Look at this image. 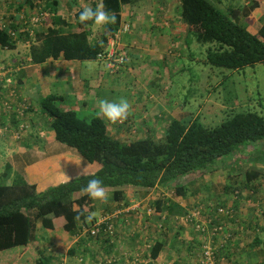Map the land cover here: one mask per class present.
<instances>
[{
    "label": "trees",
    "instance_id": "obj_1",
    "mask_svg": "<svg viewBox=\"0 0 264 264\" xmlns=\"http://www.w3.org/2000/svg\"><path fill=\"white\" fill-rule=\"evenodd\" d=\"M17 1L19 2L16 8L17 13L24 8L36 11L38 0ZM42 1H44L43 11L50 15V27L46 30L40 28V26L44 27L45 23V17H41L42 13H37L39 16L32 18L31 30L33 32L19 30L22 24L21 18L11 22L9 26L0 25V47L2 49L13 52L17 50L20 41L24 43L31 41L30 58L27 64L20 66L24 71L14 70L13 72L19 78L10 80L14 94L9 93L10 99L2 98L0 102L5 107L3 111L7 110L9 113L12 109L8 104L12 96L15 95L14 99L20 98L18 93L25 88L27 66H41L50 60L55 62L60 60L101 61V56L110 49V40L119 33L122 23H126L123 9L144 0H101V5L105 10L116 16V23L106 26L99 43L95 40L91 41V28L95 24L91 21L86 24L79 22V14L82 10L76 14L75 23L71 25L59 15L62 0ZM173 1L181 4L179 20L182 22V28L186 30V45L190 47L194 42L201 47H208L207 60L203 63L211 66V69L241 71L259 64L264 65V26L259 35L254 36L243 25L233 21L232 16L227 12V5L231 6L232 0H224V2L222 0ZM149 2L152 1L149 0ZM92 4L95 9L97 4L95 2ZM6 7L7 2L4 4V8ZM135 11L133 10V15H138ZM129 15L127 13L126 17ZM168 19L172 20L170 17ZM34 25L40 30H33ZM129 28H131L129 33L132 34L133 25H129ZM172 40L178 41L176 36ZM119 51L122 53L123 49ZM124 52L128 53L126 50ZM3 66L6 71H9V65ZM108 72L113 76L117 74L110 69ZM225 74L224 72L222 76L224 77ZM0 86L3 87V84L0 83ZM63 103L64 99L58 95L43 98L40 108L46 117L44 116L42 121L39 119L37 123H43L45 129L55 134L57 143L74 151L85 164H99L101 170L94 175L77 178L39 193L37 186L30 184L25 177L14 176L12 166L7 164L4 173L0 175L1 252L26 249L39 239L40 232L46 231L48 235L51 232H64L71 236H78L88 230L83 236L81 245L69 250L68 258L75 260L77 264H92V261L95 264H118L119 261L111 257L103 260L102 253L116 246L115 240L121 233L120 231H127V233L131 231L130 219L139 221V216L143 214L145 218L147 213H142L141 209L130 212L126 215V219L123 217L122 220L118 219L112 233L109 231L111 224L107 221L102 225L98 218H94L91 223L85 222V217L90 213L82 208L75 211L73 206L80 205L85 197L90 198L82 191L88 180L100 179L105 190H115L113 194L115 202L120 201L122 194L119 189L122 188L153 192L157 187L165 190L174 187L176 198L185 200L190 192L187 186L175 184L177 180L196 174L205 177L213 169H225L232 165L230 161L237 160L236 157L249 147L264 143V118L254 113H238L225 119L216 128L204 126L200 117L187 122L172 119L166 129L163 143L157 142L155 136L148 132L149 135L144 136L145 138L128 146L127 143L111 136L108 121L105 118L97 116L91 120L82 119L79 113L72 108L63 110L61 108ZM16 106L13 115L19 121L18 125L14 127L13 123L0 120V131L5 134L14 127L10 133L13 135L18 133V140L22 141L24 135L29 133L28 127L30 121L33 120L31 114L34 112V107L23 98L17 102ZM127 124L130 125L128 121ZM128 130L130 131L131 128ZM231 157L229 162L224 161ZM221 163L223 167L220 168L218 165ZM246 175L250 185L262 174L252 172ZM167 202L160 200L156 203L155 209L158 214L169 213L175 216L180 215L181 212L183 215L179 204L171 203L169 207ZM213 207L214 212L220 208L227 209L216 207V205ZM78 214L80 215L79 221L75 219ZM214 222L220 225L222 220L215 218ZM40 225L43 231H38ZM92 228L99 229L96 237L91 235ZM230 232L233 235L232 230ZM94 240L99 242L98 250L92 252L91 249H84V246L90 245ZM231 242H229V252ZM163 244L159 242L151 249V261L159 258L164 249ZM228 258L231 260V255ZM56 259L57 264H64L60 258H55L51 254L47 257L43 255L37 264H55Z\"/></svg>",
    "mask_w": 264,
    "mask_h": 264
},
{
    "label": "crops",
    "instance_id": "obj_2",
    "mask_svg": "<svg viewBox=\"0 0 264 264\" xmlns=\"http://www.w3.org/2000/svg\"><path fill=\"white\" fill-rule=\"evenodd\" d=\"M232 1L234 2L231 6L227 5V12L228 14L230 13L233 21L239 25H243L252 35L258 36L261 28L264 26L263 0ZM8 2L11 3L9 0L7 3ZM4 3L5 0H0V11L8 9V6L3 9L2 6H4ZM11 4L9 8L10 10L12 6ZM75 7H78L76 2L72 4L68 3L66 5L69 14ZM136 7V14L139 15L140 12H145V15L148 16L146 19L150 18L151 14L147 12V10L142 8L140 9V6L138 7L137 4ZM231 7L232 9L230 10ZM35 10L37 11V9ZM24 11L28 12L31 21L32 18L39 16L37 13H33L32 9L28 10V8H25ZM130 12L131 11L126 13ZM44 13L45 14L41 17H45V23L44 27L41 28L46 30L50 27V15L47 12ZM69 14L68 16H65V13L63 14L62 12H59L60 16L73 25L75 23V19L73 21L70 20ZM144 21L145 19L142 18L136 20V22H133L132 24L134 25V23H139L143 26L139 29V31L135 30L133 27L132 46L127 45L124 47L121 44L119 48L120 50L122 48L128 51V60L126 64L129 61L130 55L137 58V61L139 62V69L143 66L144 62H142V59L138 58H140L139 55L144 54V48L154 50L152 52L154 55V64L158 67L156 60H160L163 57L168 59L170 54L169 42H172L169 39V36L166 40V31H163L164 33L162 32L164 29H161L158 22L156 25L160 28V31L157 32V28H155L154 24L144 26L146 23ZM153 28L154 31L152 33H148V29L150 31ZM145 44L147 46H145ZM76 62L77 61L68 62L63 60L55 62L50 60L41 66H33L35 68L34 71L31 74L26 75L27 79L24 83L25 88L20 90L18 93L20 98L14 99L15 95H13L8 104L9 108L12 109L10 110L11 112L9 113L7 110L3 111L5 107L2 103H0V114H2L0 115V120L6 121L7 123H13L12 125L14 127L19 123L16 116L14 117L13 115L17 108V102L23 98V100H28V102H30L34 107V112L31 114V118L33 120L30 121L31 123L28 127L29 133L24 135V140H18V133L15 135L10 133L14 127L9 129L8 132H5V134L3 131H0V175L4 173L5 166L9 164L13 168L14 176L20 175L25 177L30 184L37 186L39 193H42L51 187L68 183L65 182L64 175L70 177V181H73L77 178L94 175L101 170V166L99 164H85L82 158L74 151L57 143L53 132L45 129L46 127L42 124L37 123L39 119L42 121L45 116L41 111L40 102L49 94L52 95L53 93L51 92H55L53 95L61 96L64 99V103L61 106L63 110L66 108H72L74 111L79 113L80 117L81 114L86 113H90V115L93 113V116H98L94 114L98 113L97 101L99 99L114 101L121 97L127 98L128 101L129 99L132 100L131 114L134 115L136 113L135 111H138L137 107H139V105H145L146 107L150 104V100L155 99L154 95H159L157 92V90L161 89L159 85L146 86L145 83L142 84L146 75H134L136 76L135 82L129 89L133 90L136 97H133V92L130 97L128 95V89H123L116 84L118 81H123L124 78H126L127 73H124V71H126V64L117 74L113 76L110 72H108L107 64L104 61H97L93 62L95 65L92 67L87 64L83 72H85L87 77L92 79V81L100 80L99 85L102 81V87L105 94L102 96L96 95L94 96V99L93 97L90 99L89 85L82 86L80 84L79 79H81V76H79L78 73L82 72L81 67L87 62H78V64L82 63L79 65L75 64ZM134 72L135 70L129 72V74H133ZM160 75L161 73L157 71L155 76H148L147 79L151 81L153 76L154 78H157ZM160 77V80H163L162 76ZM137 82H140L141 87H139ZM107 87L113 90L114 95L106 94ZM150 97L151 99L148 100ZM158 99L159 98H156L155 100ZM135 107L136 110H134ZM6 111L8 114H6ZM127 121L130 125L127 124ZM127 121L117 123L115 125L108 121L110 134L113 138L120 141L123 140L129 131L128 129L133 126V123L130 120ZM258 153H264V143L249 147L243 153L241 162L239 158L241 155L236 157L239 162H237L238 160L230 161V163H233V167L229 170L222 169L216 171L212 176L209 174L208 176L213 180L212 186H216L217 188L212 191H217V193L209 194L208 192L211 189L206 188L208 195L205 198L203 197V201L200 203L201 206L210 208L213 211V206L215 205L216 207H225L233 211V218L221 219L222 222L227 223L228 229L233 232V241L231 242L229 252V256L231 255V264H264V158L256 157ZM244 155H246V157ZM85 168L88 170V175H82ZM252 172H259L262 175L249 185L246 173ZM161 190H163V188H161ZM177 203L181 207H188L191 200H182V202ZM102 208L104 210H108V208L109 210L112 209L109 206L108 208H106V206H102ZM177 216L178 215L169 217L174 219V217L176 218ZM124 219H126V216ZM133 222L135 221L130 219V229L132 226L134 227V230H132L133 233L129 234L127 231H120L121 233H119L115 240L116 246H113V250L109 248L108 251H105L106 253L103 254L104 259L109 257L113 259L115 258V260L119 261L118 264L197 263L195 260L197 254L195 255V252L198 253L197 249L199 248L198 246H200V242H198L197 246H195V249H193V247H189L192 246L190 242L192 236L191 230L187 229V227H183L184 232L179 228H164L163 231L157 230L158 232L152 231V233H150V231L153 230L152 226L154 225H150L151 228L149 229L148 226H144L143 221L139 220L137 224L136 222ZM217 223L218 222H216V224ZM39 229L42 230L41 225L39 226ZM49 234H51V236L53 235L55 238V258L56 256L57 258L60 257L62 261L65 260V263L67 261V257H69L67 255L69 250L79 247L83 239V237L80 239L79 235L71 236L64 232H51ZM197 235L198 234H196L195 237ZM75 242L77 243L75 244ZM159 242L164 243V249L157 260L151 261V249H153ZM60 247L61 251L59 250ZM176 247L178 248V251ZM57 251L60 252V255L57 254ZM54 263L57 264V259ZM14 264H16V262ZM92 264H95V262L92 261Z\"/></svg>",
    "mask_w": 264,
    "mask_h": 264
},
{
    "label": "rangeland",
    "instance_id": "obj_3",
    "mask_svg": "<svg viewBox=\"0 0 264 264\" xmlns=\"http://www.w3.org/2000/svg\"><path fill=\"white\" fill-rule=\"evenodd\" d=\"M8 0H5V3ZM11 3H7L8 9H4V6L2 11H0V25L2 26H9L11 22H15L17 19H22V24L19 27V30L21 32L23 31H30L31 26V18L29 17V14H27V11L22 10L21 12L17 13L16 11L17 6L19 5L18 1H12L9 0ZM21 1V0H19ZM61 1V0H60ZM63 2L60 4V12L63 14L65 13V16H68L69 12L66 8V5L68 3H77L78 7H75L71 13L69 14L70 20L75 19V15L79 10H83L84 7H92L93 8V2H95L97 5H101V0H62ZM145 1V2H144ZM143 3H137L138 7L144 10H147L151 14L150 18L146 13L144 12H138L139 15H133V10H136V5L126 7L123 11V17H125L124 22L126 26L133 24V22H136V20L144 18L146 22L145 25H151L154 24L155 28H157V32L160 31V28L156 25L158 22L159 26H161L162 32L166 31V40L169 36V39L172 42H169L170 45V54L168 59H165V57L161 58L160 60H156L158 63V67L154 64V55H153V49L144 48L145 52L143 55H139L140 58L144 62L143 66L140 67L138 65L137 58L133 55L129 56V61L126 64L124 73L126 74V78H124L123 81H118L116 84L123 88L128 89L129 93L128 95L131 97L133 90L129 89L132 87V84L135 82V77L138 75H146L145 79L143 80L142 84L145 83L146 86H157L159 85L161 87V90H157V92L161 91L158 96H155L156 98H159L158 100H150V104L145 107V105H139L137 107L138 111H135L136 113L134 115L130 114L129 117L125 120H130L133 123V130L131 128L130 131L127 132L123 140L121 142L127 143L128 146H131L133 142L138 141L139 139L145 138L148 132L152 133L156 138V141L159 143H163L165 140V132L167 127L171 124L172 119L181 120L183 122H187L191 119H196L197 117L201 118V123H203L204 126H207L209 128H216L220 126L225 119L230 118V116L238 113H254L258 114L259 116L264 118V65L259 64L255 67H248L241 71H228L223 69H211V66H208L204 64L207 59V48L201 47L198 44H191L190 47H188L185 43L186 41V30L182 28V22L179 20V15L181 13V4L178 2H175L173 0H150L152 2H149V0H144ZM224 2V0H222ZM43 2L42 0H38L37 2V11L33 13H42L43 8ZM234 2V1H233ZM4 3V4H5ZM11 6V10L10 8ZM25 9V8H24ZM28 10H30L28 8ZM129 14V17H126L127 13L131 11ZM30 13V14H33ZM132 14V15H131ZM172 18V20L168 18ZM26 18V19H24ZM30 21V23H29ZM20 22V21H19ZM173 24L175 26H173ZM124 25V26H125ZM157 26V27H156ZM33 30H40L37 26L34 25ZM134 29L139 31L143 26L139 23H134L133 25ZM106 27H100L97 25H94V27L91 28L92 31V37L91 41L95 40L96 42H100L101 37L105 33ZM131 29V28H130ZM154 31V28L149 31L148 33H152ZM156 31V30H155ZM31 32H33L31 30ZM163 32V33H164ZM180 33V34H179ZM162 34V33H160ZM159 34V35H160ZM176 36V39L178 41L172 40ZM33 37V36H31ZM121 38L120 45L122 44L124 47L127 45L132 46V39L133 34L126 32L119 35ZM25 39V37L23 38ZM30 45L31 41L24 43L20 41L18 43V48L16 51H8L4 50L0 47V65H9L12 68L19 67L20 65L27 64L29 58H30ZM117 46V45H116ZM145 46H147L145 44ZM122 49V48H121ZM116 50V49H115ZM124 50V49H123ZM125 53V52H123ZM127 55V54H126ZM158 55V53H157ZM128 57V56H127ZM126 57V59H128ZM168 61V62H167ZM30 64V63H29ZM75 64L79 65L82 63L76 62ZM89 64V66H94L95 63L93 62H87L85 65L81 67L82 72H78L79 76H81L79 79L80 84L83 85H89V98L94 99V96L96 95H104L103 87H102V81L100 80H94L89 79L85 72V66ZM167 64V65H166ZM32 66V65H31ZM173 66V67H172ZM27 69L26 74H31L34 71V67H26ZM135 70L133 74H129V72ZM157 71L161 73L160 76H162L163 80H160V76L157 78H154ZM224 77L222 74H224ZM136 75V76H134ZM154 75L149 81L147 78L148 76ZM139 76V77H140ZM227 77H229L227 79ZM224 78V79H223ZM195 82V83H192ZM140 86V82H137ZM101 86V89H100ZM147 90V89H146ZM55 93V92H51ZM52 94V95H53ZM106 94L107 95H114V92L111 88H106ZM50 95V94H49ZM48 95V96H49ZM133 97H136V94L133 92ZM151 99L148 98V100ZM80 100V98H79ZM89 100V99H88ZM94 101V100H93ZM130 105L133 103L131 99L128 101ZM132 102V103H131ZM136 110V107L134 108ZM87 114V115H86ZM81 114L82 119L91 120L93 117L92 114L86 113ZM98 115V114H94ZM137 115V116H136ZM136 116V118H135ZM188 117V118H186ZM43 125V123H42ZM145 136V137H144ZM243 153L241 154L242 158ZM246 157V155H244ZM256 157L264 158V153H258ZM231 158H226L224 161L229 162ZM236 160V159H233ZM238 160V159H237ZM239 162V160L237 161ZM233 164V163H232ZM242 165V164H241ZM218 166L223 167L222 163ZM233 166L225 167V170H229ZM224 169V168H223ZM215 170V171H214ZM222 170V169H221ZM219 171V169H213L210 173L207 174V176H199L196 175H190L186 178L179 179L175 182V184L178 185H184L187 186L188 191L190 192L185 199V201L191 200V203H189L188 207H181L183 215L188 214L192 210V208H195L203 201V197L205 198L208 193L209 194H215L217 191H212L217 189L216 186H212L213 180L208 175L211 176L214 174V172ZM206 188L211 189L208 193L206 191ZM121 192V199L118 202H115L113 200V194L115 190H106L108 194V199L106 202L103 201H97L93 200L90 201L91 198L85 197V199L81 200L80 205H74L73 209L76 211H79L81 208L84 209L86 212H89L90 214H95V218H98V220L106 221V220H114L113 216L116 213H122L120 216V220H122L127 214L125 212H132L133 209H143L147 210L148 208L154 209L156 208V203L160 200L163 201H169L166 204H169V207L171 203L176 202H182L181 199H177L175 196V190L174 187L170 188V190H161V187H158L154 189V191H147L143 190H135L134 188H122L119 189ZM208 190V189H207ZM145 192V193H144ZM150 192V193H149ZM102 206H108L112 208L106 212ZM114 208H113V207ZM141 210L142 213H145V211ZM154 211V210H152ZM177 217L181 216V212L179 213ZM169 213L165 214H157L153 217L145 216L143 219L144 226H148L150 229V225L152 226L154 232H158L159 226L161 224L163 228H179L184 232L183 227H187V229L191 230V236L190 239L191 245L189 247H193L195 249V246H197L198 242H200V246L197 249V252H195L196 257V264H198L199 256L202 250V244L204 241V235H203V229H199L198 224H193V222L190 223H178L176 222V218H170ZM177 215V214H176ZM175 215V216H176ZM162 216V219H161ZM123 217V218H122ZM160 218V219H159ZM142 221V217L139 218ZM138 223V221L134 220ZM118 222V220L116 221ZM168 229V230H169ZM186 229V230H187ZM38 230V231H43ZM132 230H134V227H131V231L129 234H132ZM158 230V231H157ZM86 232H83L82 234H78L79 238L81 239ZM167 233V231H166ZM198 234L196 237L195 235ZM44 235L46 236L44 238ZM48 236V237H47ZM39 239L30 244L26 249H18L13 251H6L1 252L0 251V264H36L41 257L44 255L47 257L48 255L55 256L54 253V247H55V238L51 234L48 235L46 231L44 233L40 232V235L38 234ZM86 238V237H85ZM83 240V239H82ZM77 242H75L76 244ZM99 242L98 240H94L91 242L90 245L84 246V249L89 250L91 249L92 252L99 249ZM59 247V246H56ZM177 248V247H176ZM61 251V247L59 249ZM113 250V248L111 249ZM178 251V248H177ZM175 251V252H177ZM103 252V251H102ZM101 252V253H102ZM18 253V254H17ZM43 254V255H42ZM57 254L60 255V252L57 251ZM92 254V253H91ZM93 255V254H92ZM100 256V255H99ZM57 257V256H56ZM60 258V257H59ZM103 260L104 256L102 253ZM115 259V258H114ZM19 260V261H18ZM65 260H63L64 264H77V262L74 260H71L67 257ZM113 260V259H112Z\"/></svg>",
    "mask_w": 264,
    "mask_h": 264
},
{
    "label": "built area",
    "instance_id": "obj_4",
    "mask_svg": "<svg viewBox=\"0 0 264 264\" xmlns=\"http://www.w3.org/2000/svg\"><path fill=\"white\" fill-rule=\"evenodd\" d=\"M262 5L264 7V1L262 2ZM119 36H115L110 40V49L101 56V59L106 60L109 62V68L112 70L113 73H118L123 66L127 62V55L126 53H120L117 50H115V46L118 42ZM3 69L0 68V77L3 74ZM139 210L133 209V211ZM143 210V209H141ZM154 210V211H152ZM145 213H147L148 217H153L158 214L156 209H150L143 210ZM126 214H129L130 212H125ZM122 213H116L113 217L114 220H106L107 223H110L109 231L112 233L114 229V225L118 219H120V216ZM159 215V214H158ZM142 217V221L144 219L143 214L139 216V218ZM234 214L232 210L220 208L217 212H214L210 208H205L201 206L199 203L198 206L195 208H192L188 214L184 216H179L176 218V222L180 223H190L193 222V224H198L199 229H203V235H204V241L202 244V250L199 256L198 264H231V260L228 258L229 256V242L233 240V235L228 229L227 223L222 222L220 225H217L214 222L215 218L219 219H230L233 218ZM140 220V219H139ZM104 221L100 222V225H102ZM141 221V220H140ZM159 231H162L164 228L162 225L159 226ZM83 232H88V230H85ZM99 233V229H93L91 230V235L96 237ZM151 248V247H149Z\"/></svg>",
    "mask_w": 264,
    "mask_h": 264
},
{
    "label": "clouds",
    "instance_id": "obj_5",
    "mask_svg": "<svg viewBox=\"0 0 264 264\" xmlns=\"http://www.w3.org/2000/svg\"><path fill=\"white\" fill-rule=\"evenodd\" d=\"M89 21L93 22L97 26L106 27L108 25L116 23V16L110 13L109 11L105 10V8L102 5H97L95 9H93L92 7H84L79 14V22L81 24H86ZM124 25L125 23H122L121 29L116 36H119L122 33L129 32L130 29L129 25L128 26L126 25L124 26ZM120 40L121 38L119 37L118 42L116 44L117 46H115V49L118 52H120L119 51ZM101 61H104L107 64L108 69H110L108 61L103 59H101ZM20 66L16 68L14 67L12 68L11 66H9L10 67L9 71H6L5 66L0 65V68L4 70L2 76L0 77V83L3 84V87L0 86V102L2 101V98L10 99V95H8L9 93H11V95L14 94L13 93L14 88L10 80L19 78L16 75V73L13 71L14 70L24 71L23 67ZM97 105H98V113H97L98 116H102L113 125L117 123H123L131 114V105L128 102L127 98L124 97H121L118 100H114V101H109L107 99H99L97 101ZM82 175H88L87 168L83 170ZM64 177H65V182H69L71 179L66 175H64ZM82 191H84L93 200L106 202L108 199V194L105 190V187L103 186L102 180L100 179L93 178L88 180L86 186L82 189ZM94 218H95L94 213L89 214L87 217H85V222L91 223V221ZM75 219L79 221L80 215L78 214L75 217Z\"/></svg>",
    "mask_w": 264,
    "mask_h": 264
}]
</instances>
